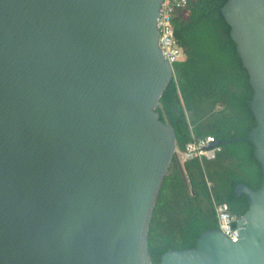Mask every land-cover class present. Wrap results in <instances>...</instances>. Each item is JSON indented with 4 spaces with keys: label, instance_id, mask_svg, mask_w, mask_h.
Wrapping results in <instances>:
<instances>
[{
    "label": "water",
    "instance_id": "obj_1",
    "mask_svg": "<svg viewBox=\"0 0 264 264\" xmlns=\"http://www.w3.org/2000/svg\"><path fill=\"white\" fill-rule=\"evenodd\" d=\"M163 0H0V264H153L149 230L177 137ZM253 90L258 190L238 241L206 231L161 264H264V0L222 9ZM220 143L211 146L217 147Z\"/></svg>",
    "mask_w": 264,
    "mask_h": 264
},
{
    "label": "trees",
    "instance_id": "obj_2",
    "mask_svg": "<svg viewBox=\"0 0 264 264\" xmlns=\"http://www.w3.org/2000/svg\"><path fill=\"white\" fill-rule=\"evenodd\" d=\"M228 0H191L173 21L185 60L174 65L175 78L160 100V120L170 124L183 152L194 139L220 143L214 160L180 165L173 159L149 230V254L161 264L171 251L196 248L206 231L219 229L216 205L241 218L248 210L240 184L261 187L263 173L249 136L253 90L222 9Z\"/></svg>",
    "mask_w": 264,
    "mask_h": 264
},
{
    "label": "built area",
    "instance_id": "obj_3",
    "mask_svg": "<svg viewBox=\"0 0 264 264\" xmlns=\"http://www.w3.org/2000/svg\"><path fill=\"white\" fill-rule=\"evenodd\" d=\"M191 0H163L159 13L157 28L160 32L159 47L164 58L172 65L185 60V51L179 45L175 37L173 21L178 13L189 5ZM175 78V72H174ZM216 145V141L211 138L194 139L187 144L183 152L177 151L176 157L180 165H184L196 159L198 160H214L220 148L211 146ZM216 215L219 224V230L232 242L238 241L237 224L239 217L230 213L229 208L225 204L216 205Z\"/></svg>",
    "mask_w": 264,
    "mask_h": 264
}]
</instances>
